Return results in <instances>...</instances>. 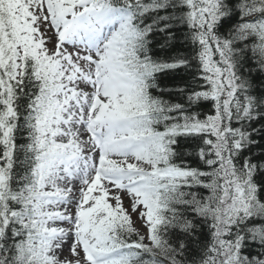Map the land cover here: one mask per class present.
Here are the masks:
<instances>
[{
    "label": "snow or ice",
    "instance_id": "snow-or-ice-1",
    "mask_svg": "<svg viewBox=\"0 0 264 264\" xmlns=\"http://www.w3.org/2000/svg\"><path fill=\"white\" fill-rule=\"evenodd\" d=\"M0 264H264V0H0Z\"/></svg>",
    "mask_w": 264,
    "mask_h": 264
}]
</instances>
